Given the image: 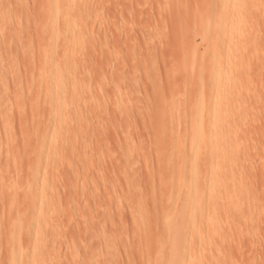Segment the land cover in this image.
<instances>
[{
    "label": "rangeland",
    "instance_id": "rangeland-1",
    "mask_svg": "<svg viewBox=\"0 0 264 264\" xmlns=\"http://www.w3.org/2000/svg\"><path fill=\"white\" fill-rule=\"evenodd\" d=\"M0 264H264V0H0Z\"/></svg>",
    "mask_w": 264,
    "mask_h": 264
},
{
    "label": "bare ground",
    "instance_id": "bare-ground-1",
    "mask_svg": "<svg viewBox=\"0 0 264 264\" xmlns=\"http://www.w3.org/2000/svg\"><path fill=\"white\" fill-rule=\"evenodd\" d=\"M228 1H229V0H228ZM231 1H233V0H230V2H231ZM61 35H62V34H61ZM74 35H75V36H74ZM73 36H74V37H73V38H74V39H73L74 41H73L72 43H70V44L68 43V46H66L67 49L65 48V52H64L65 55L62 53L63 56H65V58H70L69 56L72 54V51H70L71 49H69V51H68V48H69L70 46L74 45V44L76 43L77 39H78V36H77V33H76V32H75V34H73ZM58 37H59V36H58ZM60 38H61V37H60ZM61 39H62V38H61ZM61 39H60V40H61ZM58 40H59V38H58L56 41H58ZM60 40H59V41H60ZM59 41H58V42H59ZM55 45H56V44H55ZM56 47H57V45H56ZM55 51H56V50H55ZM56 52H57V51H56ZM58 54H59V53H58ZM53 55H54V54H53ZM57 56H58V55H57ZM57 56H55V57H57ZM59 56H61V55H59ZM61 57H62V56H61ZM58 58H60V57H58ZM55 60H56V59H55ZM59 60H60V59H59ZM217 147H218V149H221V148L223 147V144H222V143H219V144L217 145ZM213 169H214V168H213ZM224 172H225V170H224Z\"/></svg>",
    "mask_w": 264,
    "mask_h": 264
}]
</instances>
